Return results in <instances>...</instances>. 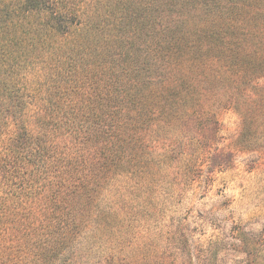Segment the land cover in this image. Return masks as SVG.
I'll list each match as a JSON object with an SVG mask.
<instances>
[{
    "label": "trees",
    "instance_id": "obj_1",
    "mask_svg": "<svg viewBox=\"0 0 264 264\" xmlns=\"http://www.w3.org/2000/svg\"><path fill=\"white\" fill-rule=\"evenodd\" d=\"M99 1L0 0V241L13 244L20 232L27 241L28 231L41 225L34 237L46 241L26 245L40 263L46 253L87 234L83 226L97 217L91 214L106 190L119 193L132 180L139 187L145 183L150 149L142 127L151 116L188 112L198 103L194 75L200 69L189 61V47L208 54L218 41L228 44L220 36L228 33L240 46L230 48L238 74L256 69L259 61L264 68L262 0L252 14L243 4L241 19L211 16L209 29L191 21L172 40L151 37L155 44L145 47L154 60L169 64L171 78L160 91L144 93L131 52L125 51L121 64L113 55L90 59L85 29L97 22L92 16ZM120 5L106 7L118 22L125 16ZM251 19L261 24L257 30ZM19 222L27 227L19 229Z\"/></svg>",
    "mask_w": 264,
    "mask_h": 264
},
{
    "label": "rangeland",
    "instance_id": "obj_2",
    "mask_svg": "<svg viewBox=\"0 0 264 264\" xmlns=\"http://www.w3.org/2000/svg\"><path fill=\"white\" fill-rule=\"evenodd\" d=\"M258 2L99 1L92 16L97 22L85 29L90 59L113 55L121 64L125 51L131 52L143 92H158L171 78L170 66L146 49L149 42L155 44L151 37L172 40L191 21L209 29L211 16L241 19L240 7L246 4L252 14ZM118 3L125 13L121 22L106 8ZM259 16L264 20V10ZM251 21L257 30L261 24ZM220 36L228 44L218 41L208 54L189 47V61L201 71L194 75L198 103L188 112L151 116L142 127L143 144L150 149L145 183L139 187L132 180L125 191L106 190L91 214L97 217L83 226L87 234L46 253L41 263L26 246L46 241L34 237L41 225L28 231L27 241L21 232L13 244L0 241V264H264V68L259 61L256 69L238 74L230 48L240 46L232 45L228 33Z\"/></svg>",
    "mask_w": 264,
    "mask_h": 264
}]
</instances>
